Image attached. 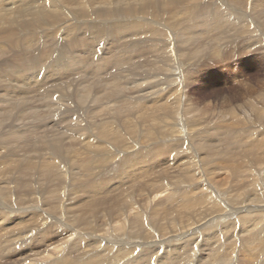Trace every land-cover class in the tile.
<instances>
[{"label": "bare ground", "instance_id": "bare-ground-1", "mask_svg": "<svg viewBox=\"0 0 264 264\" xmlns=\"http://www.w3.org/2000/svg\"><path fill=\"white\" fill-rule=\"evenodd\" d=\"M63 2L65 5H60H64L66 10H63L66 15H69L70 9L77 7L75 4H80L79 6L83 7V3L87 4L89 1L64 0ZM48 5L50 9L45 8L38 12L32 9L28 12L23 11L20 13V9L16 10L15 13L18 12L23 19H26V21H23L24 23L20 22L22 28L36 31L43 23L47 24L49 19L54 18L57 21L60 12L56 10V7L61 6L53 0ZM87 13L91 15L90 11ZM97 14L100 17L110 16L109 18H111V15L115 14V12L112 10H100ZM74 15L76 16V13ZM14 16L16 17L17 14H11L9 10L6 14L2 13L0 24L10 25L12 21H5V18ZM99 16L95 17L99 18ZM71 19L77 18L71 17ZM120 20L118 19V22L109 24L107 28H110V30L118 28L121 25ZM193 21L197 22L196 19H193ZM130 22H133V20ZM238 23L240 27L237 30L241 32L250 26L244 20ZM70 24L73 27L71 21ZM90 24H87V27H92V34L99 35L98 29L103 26L100 27L98 23L92 24V22ZM262 24L264 25V21ZM78 27L81 28V26ZM195 27H188L191 39L199 35L194 30ZM104 29L106 28L104 27L102 30ZM69 31H71V28H69ZM164 31V28L153 30L152 35L150 34V37H148L150 41L146 38L140 41L141 50L135 53L134 50L138 45V42L135 41L137 40L136 38L133 41H124L125 43L122 41L124 43L123 48L115 43L107 44L109 47L105 49L91 48L92 45L85 44L81 50L82 55H78L79 58L77 59L74 58L76 55L72 56L71 53H74L82 39L87 37L84 38L81 34L79 39L74 40L72 38L69 45L67 66L62 70L65 72L57 74V71H53L50 66L42 76H40L41 74L34 75L33 79H35L37 86L34 87L32 92L21 90L17 86L5 85V82L1 81L3 77H6L10 82H17V80L24 82V80L31 78L29 71L33 67H27L28 64L26 65L25 62L22 63V65H25L21 66L23 71L9 69L6 76H0V103L3 104L0 106V158L3 159L13 155V158L9 157L4 162L0 161L2 165L0 168V263L7 260L9 264H19V261L14 259L15 254L28 256L33 250L27 251V245L33 244L39 238L47 236L53 228H56L57 232L66 236L64 238L66 240L68 237H73L67 247V250L74 255L72 264H131L134 260L125 263V256L132 253L134 255V252H128L124 256L105 254L107 249L119 250V245L125 249L135 245L137 247H142L144 244L151 245L159 249L155 258L165 252V248L162 245L163 240L159 238L152 243H148L138 240L136 235L133 238L116 237V243L113 244L111 242L113 240H108L102 234H100L102 236L96 234L102 231V223L111 217H122L124 225L127 223L128 225L136 224L135 226L143 227L148 215H157L163 221L165 217L160 216V214L163 213V216H165L166 214L170 215L183 210L184 214L178 220H168L167 224L171 226V229L182 227V225H189L191 229H194L202 224H208L212 219L216 221L220 219V216L225 217V220L230 215L239 213L240 210L247 208L240 218L251 216V221L254 223L258 213L264 215V201L258 197V194L264 197V135H261L264 130V101H262L260 110H258L259 120L257 122H251L252 120L248 119L251 118L249 115L251 112L247 111L248 108L245 105L242 111L247 118L244 116L242 117L243 119H238L239 116L235 115V119L227 129V136L230 140L228 148L216 146L215 143L218 140L216 130H210L213 133L210 131L203 133L200 127L197 126L198 124L187 122L186 114L189 113L190 107L187 101L189 94L186 77L178 78L174 66L170 67L173 55L167 58L166 49L158 51L157 48L159 43L163 47L168 44L164 42L163 38H160ZM182 32L181 30L176 33L178 42ZM245 33L250 37L249 41L252 42L255 30L247 28ZM96 39L100 41L102 36H96ZM110 39L111 41L113 40V38L107 36L106 42L108 43ZM119 39H122V37H119ZM153 41L157 42L156 45H153ZM12 42L15 43L14 41ZM33 42L34 40L31 38V42H24V44L33 45ZM19 43L22 45L21 42ZM143 43L148 44V47H144ZM87 45L91 47L87 48ZM15 46L19 47L16 43L14 44ZM214 47H216V52L213 56L215 55L217 58L219 56L216 53L220 54V51H218L220 45L214 44ZM193 48L195 49V47ZM199 49L197 52H199ZM147 51L154 53V60L161 57L163 60L160 62L161 64L153 65L152 61L154 60L150 61V65L144 64V61L140 62L141 59L136 61L138 55ZM54 56H61L58 50ZM192 65H190V68ZM121 66H126L125 70ZM14 73L16 75L11 78ZM69 75H80L81 80H83L76 84L78 85V92L75 96L66 93V89L71 85H75V82H78L79 79L75 77L72 82L60 81L64 76V79H67ZM101 77H105V80L109 79L107 88L104 89L106 85L101 87L104 93L100 91V93H103L100 100L94 98L88 102V93L95 91L93 88L94 83L91 85L83 84L89 79L95 78L99 85ZM56 81L60 82L56 83ZM38 87L40 89L47 87L44 90L45 93L42 94V97L37 98L36 103L35 100H33L34 102H29L35 107L36 104L42 105L44 100H53L56 103L54 113H57V115L54 114L56 117L53 118L55 120L54 127L48 125L47 120H44L45 117L43 119L45 114H42L39 109L33 111L22 108L24 107L23 99L27 95L29 96L30 93L38 92ZM150 89L153 90L149 91ZM46 95L50 98L45 99ZM152 97H155V101L160 99L159 104L145 108L143 112L147 114L135 117L136 121H132L133 125L126 118H122L139 113L141 109L138 108V105L151 102ZM235 98L244 101L246 93L241 92ZM96 99L100 101L99 105L95 103ZM77 100L81 102V105L76 104ZM72 104H74V107L70 106ZM98 111H106V114L111 118L100 122L97 121ZM121 112L124 113L122 117H120ZM25 118H31L32 124L24 128L20 124V120L22 119L23 122ZM11 119L13 122L7 123ZM248 120L251 121L248 122ZM74 121L77 126L74 125L69 129L65 128L67 122L72 123ZM62 125H64V128H62ZM236 126H240V129H236ZM51 128L58 129L59 133H53L52 138H49V132L41 133L44 129L48 130ZM111 131L118 133V136H121V133L128 135L123 140L119 152L114 147L113 149L105 148L97 141L99 136ZM95 132L97 135H95ZM41 134L42 136H40ZM43 134L46 135L44 136ZM67 139L69 140L68 143ZM245 139L249 140L246 144V153L239 154L236 161L225 163L226 161H231L237 148L241 146ZM22 142L35 143L31 145L30 143L22 144ZM257 145L262 147L260 149V151L263 150L261 154L253 151ZM45 147L49 149L52 156L48 157V161L45 158V161L41 163L38 161L41 156L39 150ZM20 152H23L26 156L23 158ZM139 152H145L148 157L144 165L137 167L125 159ZM30 154H35L36 156H28ZM151 156L153 157L150 158ZM17 157H20V159H16ZM33 161H37L38 164L35 163V165ZM234 163L240 164L245 169L241 171V175L245 173L246 181L239 186L242 188L250 187V192L239 198V200H242L237 204L229 202L230 191L220 193L216 190L217 187L215 188L206 180L207 171L211 169H227ZM22 164L30 167L25 169L27 171L31 170L30 176L32 178L36 176L39 168L47 166L48 171H53L54 168L52 166H56L59 169L57 176L63 180L62 183L65 186L58 192V206L48 207L38 191L28 193L29 198L22 200ZM155 171L156 173L152 175ZM143 174H146V181L136 182L139 177L133 184H130L136 176ZM7 178L12 181H8ZM195 178L200 179L199 181H202V183L197 187H192ZM113 180H119L122 183V187L130 184L129 191H121L117 196L109 198L108 196L112 193L108 189L116 190L115 188L117 187L114 183H111ZM79 192L89 195L91 202L90 207L84 212L86 214L84 227H80L79 220L75 214L69 216L70 221L66 220L68 216L65 213L67 208H65L64 203L72 193L76 194ZM149 192L160 195L167 192L162 198L163 205L161 207H156V203L152 210L148 209L146 205L144 206L148 201L151 202V197L148 196ZM212 197L221 199L224 205L221 210L216 208ZM234 199L237 200L238 196H235ZM94 202L96 203L94 204ZM137 204L138 207H136ZM93 206L96 207L95 210ZM58 210H61V213L57 214ZM131 210L135 211V213H131ZM238 219L236 218L234 221ZM261 222L262 220L254 225H263ZM86 224L96 226L86 228ZM117 229H120V225L115 227L114 230ZM86 234L89 236H86ZM237 235L238 233H235L229 240L237 237ZM259 235L263 236V232L258 233ZM172 238L173 240L171 241L176 240L178 242L177 246H186L187 242H193V249L195 248L199 252L204 250L202 247L204 239L201 238L200 234L179 233L173 234ZM164 244L169 247L166 245L167 241ZM81 255L84 260L83 263L79 262ZM194 255L196 254L190 253L188 260L196 264ZM131 257L133 258V256ZM66 261V258H58L54 264H67ZM226 261L228 260H224L222 263L233 264V262ZM68 262L71 261L68 260Z\"/></svg>", "mask_w": 264, "mask_h": 264}, {"label": "rangeland", "instance_id": "rangeland-1", "mask_svg": "<svg viewBox=\"0 0 264 264\" xmlns=\"http://www.w3.org/2000/svg\"><path fill=\"white\" fill-rule=\"evenodd\" d=\"M53 1L59 4V6H61L60 4L65 5L63 2L64 0ZM88 1L87 4L83 3V7L79 6L80 4H75L77 7H75V9H70L71 11L69 15H66L64 5L56 7V10L60 12L57 21H55L54 18L49 19L47 24L43 23L36 29V31H30L22 28L20 22L22 21V23H24L23 21H26V19H23L20 14L18 12L15 13V11L20 9V13H22L23 11L28 12L32 9L33 11L35 10V12L45 8L50 9L48 4L49 2L52 3V0H46V2L45 0H0V17L2 13L6 14L8 10L11 14H17L16 17L5 18V21H12L10 25L0 24V76H6L9 69L23 71L21 66H24L25 64H28L27 67L32 66L34 68V70L32 68V70L30 69L31 71H29L31 78L24 80V82L21 80H17L18 83L15 81L10 82L6 77H3L1 81L5 82V85L9 84L11 86H17L21 90L32 92L34 87L37 86V83H35L36 81H34L35 79H33L34 75L41 74L40 76H42L47 72L50 66L53 71H57V74H63L62 72H65L62 70L67 66L69 45L72 38L74 40L79 39L81 34L82 37H87L86 39H82L79 43L80 46L78 45L75 52L71 53L72 56L76 55V57H74L75 59L79 58L78 55H82L81 50L85 44L92 45V47L87 45V48L94 47L105 49L109 47L107 44L115 43L123 48L125 42H128L129 40L133 41L134 38H136L137 40L135 41L138 42V45L134 50L135 53L141 50L140 41L145 40V38L150 41L148 37H150V34L152 35L153 30L164 28L165 31L162 32L160 38H163L164 42L168 44L166 47H163L159 43L157 48L158 51L166 49L167 58L173 55V61L171 62L170 67L174 66L178 78L186 77V85L188 86L187 91L189 94L187 101L190 107L189 113L186 114L187 122L198 124L197 126L200 127L203 133L209 132L210 130H216V136L218 135V140L215 143L216 146L219 145L220 147L227 149L230 142L227 136V129L235 119V115L239 116L238 119H243L242 117L244 116L246 117L242 111L245 105L248 108L247 111L251 112L249 114L251 118L248 119H251L252 121L248 120V122H257L259 120L258 110H260V105L262 101H264V25L262 24L264 21V0ZM32 7H36V9ZM100 10H112L115 14L111 15V18H109L110 16L100 17L97 14ZM88 11L93 15H89L87 13ZM75 13L76 16L74 15ZM95 16H99V18H96ZM71 17H76L77 19L72 20ZM118 19H121V25L118 28L112 30L107 28L109 24L118 22ZM193 19H196L197 22H194ZM132 20L133 22H130ZM241 20H244L250 25L247 28L255 30L253 36L254 40L252 42L249 41L250 37L245 33L247 28L242 32L237 30L238 27H240L238 22ZM70 21L73 23V27L71 26L72 24H70ZM91 22L92 24L98 23V26L100 27L103 26L98 29L99 35L92 34V27H87V24H90ZM78 26H81V28ZM190 26H196L194 30L199 34L193 39H191L190 30L188 29ZM104 27L106 29L102 30ZM69 28H71V31H69ZM181 30L183 32L179 39L180 41L178 42L176 33ZM96 36H102V40L99 41L96 39ZM107 36H110L113 40L111 41L110 39L107 43ZM119 37H122V39H119ZM31 38H33L35 42H33V45L24 44V42H31ZM12 41L18 44L19 47H14L15 43ZM122 41L125 42L123 43ZM19 42H21L22 45H20ZM60 42L62 43L59 44ZM152 43L153 45H156L157 42L153 41ZM214 44L220 45L218 50L220 51V54L216 53L217 56H219L217 58L215 55L213 56L216 52ZM143 46L148 47V44L143 43ZM193 47H195V49ZM198 48H200L199 52H197ZM57 50L61 56H54L57 53ZM3 53L5 54L2 55ZM153 55L154 53L147 51L144 54L138 55L136 61L141 59L140 62L144 61V64L150 65V61L154 60ZM162 61L163 60L160 57L157 60L152 61V63L157 66L161 64L160 62ZM24 62L25 64L22 65ZM191 64L193 65L190 68ZM121 68L125 70L126 66H121ZM15 75L16 73H14L11 78ZM64 77L60 79V81L65 80L67 82H72L75 77L79 79L78 82H75V85H71L66 89V93L75 96L78 92V85L76 84L83 81L81 80V76L69 75L67 79H64ZM104 78H100L101 83L99 85L95 78H91L89 79L90 81H87L88 83L86 82L83 84L91 85L94 83L93 88L95 91H90V93H88V102L94 98L100 100L101 95L104 93L101 87H105L106 85L104 88L106 89L107 83L109 82V79L105 80ZM60 81H56V83ZM46 88L47 87L40 89L38 87V92L30 93L34 98L30 94L29 96L27 95L26 98L23 99L24 104H22L24 107L22 108L33 111L39 109L42 114H45L43 115V119L45 117L44 120H47L46 122L48 125L54 127L55 120H53V118L57 115V113H54L56 103H54L53 100H44L42 105L36 104L34 107L33 104H30L29 102L35 100L36 103L37 98L43 96L42 94L45 93L44 90ZM151 90L153 89H150L149 91ZM100 91L103 93H100ZM241 92L246 93V99L244 101L235 98L238 94L240 95ZM46 98L48 99L50 97L46 95L45 99ZM98 99H96L95 102L97 105H99L100 102ZM159 100L155 101V97H152L151 102L138 105V108L141 109L139 113L122 117L124 113L121 112L120 117L126 118L128 122L133 125L132 121H136L135 117L147 114L146 112H143L145 108L153 107L157 103L159 104ZM76 104L81 105V102L77 100ZM2 105L3 104L0 103V106ZM70 106L74 107V104ZM97 113V121L99 122L111 118L106 114V111H98ZM20 121V124H22V127L24 128L32 124L31 118H25L23 122L22 119ZM12 122L13 120L11 119L7 123ZM243 122L245 123V121ZM70 123L71 122H67V126H65L66 129L75 125V121L71 124ZM62 128H64V125H62ZM235 128L240 129V126H236ZM246 129L248 128L246 127ZM252 129H254V127H252ZM43 132H49V138H52L53 133H59L58 129L54 128L48 130L44 129L41 133ZM43 135L45 136L46 134ZM95 135H97L96 132ZM261 135H264V130L261 132ZM40 136H42V134ZM127 137L128 135H124L123 133H121V136H118V133L111 131L99 136L97 141L105 148L113 149L114 147L119 152L123 140ZM37 139L39 140V138ZM68 141L69 140L67 139V143ZM247 142H249V140L245 139L241 146L237 148L231 161H226L225 163H231L234 160L236 161L239 154L246 153ZM28 143L33 145L35 142ZM28 143L22 142V144ZM261 148L262 147L257 145L253 151L260 152L261 154L263 152V150L260 151ZM39 153L41 156L38 158V161L41 163L45 161V158L48 161L52 156L51 152H49V149L46 147L39 150ZM20 155H22L23 158L26 156L23 152H20ZM28 156L35 157L36 155L30 154ZM9 157L13 158V155L4 157L3 159L0 158V161L4 162V160L6 161V158ZM20 157H17L16 159H20ZM152 157L153 156L150 158ZM125 159L132 165L140 167L145 164V160L148 159V157L145 152H139L128 156ZM217 162L219 163V161ZM33 163L38 164L37 161H33ZM242 164H244V162H242ZM1 167L2 165L0 164V168ZM52 167L54 168L53 171H48L47 166L39 168L36 176L32 178L30 176L31 170L27 171L25 169L30 167L22 164V200L29 198L28 193L38 191L46 201L48 207L59 205L58 192L65 185L62 183L63 180L57 176L59 169L56 166ZM243 170L245 169L238 163L232 164L227 169H211L207 171L206 180L215 188L217 187L216 190L220 193L230 191L229 202L231 204H237L242 200H239V198L250 192V187L242 188L239 186L243 185L246 181L245 173L241 175V171ZM155 173L156 171L153 172L152 175ZM7 180L12 181L9 178H7ZM146 180V174L138 175L130 184H133L134 181L138 182ZM199 180L195 178L193 183L194 186L192 185V187L201 185L202 181ZM111 183H114L117 187L115 188L116 190L108 189V191L112 193L108 196L109 198L117 196L121 191H129L130 184L122 187V183L119 180H113ZM198 192L200 191L198 190ZM166 193L160 195L149 192L148 196L151 197V202L148 201L144 206L146 205L148 209L152 210L156 203V207H161V205H163L162 198H164ZM76 194L78 195L76 196ZM76 194L72 193L64 203L65 208H67L65 213L66 216H68L66 220L70 221L71 219L69 216L75 214L79 220L80 227H84L86 221V214L84 212L90 207L91 202L88 197L89 195L80 192ZM235 196H238L237 200L234 199ZM258 197L264 201L263 196L258 194ZM212 199L216 204V208L221 210L224 207L221 199L217 197H212ZM95 203L96 202H94V204ZM136 207H138V204ZM93 208L95 210L96 207L93 206ZM247 209L240 210L239 213H234V215H230L225 220V217L223 216H220V219L216 221L212 219L208 224H202L194 229H191L189 225H182V227L179 226L171 229V226L167 224L168 220H178V218L184 214L183 210L170 215L166 214L165 216H163V213L160 214V216L165 217L163 221H161L160 217L157 215H148L143 227L135 226L136 224L128 225L127 223L124 225V219L122 217H111L102 223V231L96 234H102L108 240H113L111 241L113 244L116 243V237L133 238L135 235L138 240L140 239L148 243H152L158 238L167 241L166 245L169 247H166L164 244L165 241H162L165 252L156 258L155 256L159 252V249L148 244H144L142 247H137L135 245L134 247H129L127 249L122 248V246L119 245V250H105V254L119 256H124L128 252H134V255L132 253L125 256V263L134 260L131 264H194L191 260H188V255L190 253H195L196 255H194V258L196 264H223L222 262L224 260L233 262V264H264V215L258 213L255 222L252 223L251 216L240 218ZM58 213H61V210H58L57 214ZM131 213H135V211L131 210ZM33 216L36 217L37 215ZM236 218L239 219L234 221ZM260 220H262L261 223L263 225H254ZM119 225L120 229L114 230L115 227ZM92 226L96 225L86 224V228ZM260 232H263V236H258V233ZM179 233L200 234L201 238L204 239L202 246L204 250L199 252L198 250H195V248L193 249V242H187L186 246H177L176 244L178 242H176V240H171H173V234ZM235 233H238L237 237H233V240H229V238ZM86 236L89 235L86 234ZM65 237L66 236H63V234L57 232L56 228H53L47 236L39 238L37 241L33 242V244L27 245V251L33 250L28 256H23L22 254L17 253L14 256V259L19 261V264H54L57 262L58 258H66L67 264H72L74 255L67 250V247L69 242L73 240V237H68L67 240L64 239ZM131 256H133V258ZM79 258V262L83 263L84 260L82 255ZM68 260L71 262H68ZM0 264H9V262L4 260Z\"/></svg>", "mask_w": 264, "mask_h": 264}]
</instances>
